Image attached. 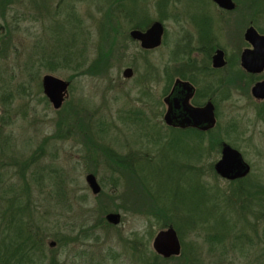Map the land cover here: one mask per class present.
<instances>
[{
    "label": "rangeland",
    "instance_id": "1",
    "mask_svg": "<svg viewBox=\"0 0 264 264\" xmlns=\"http://www.w3.org/2000/svg\"><path fill=\"white\" fill-rule=\"evenodd\" d=\"M159 1L119 0L110 6L106 0H15L7 5L4 20L12 33L9 49L0 57V179L4 186L13 185L16 189L22 168L26 166L23 173L30 185L32 210L47 228L45 234L57 232L59 240L56 243L54 236L44 239L42 253L45 258L54 256L57 264H142L145 256L155 255L151 249L152 237L168 224L162 226V221L140 212L150 203L140 184L157 203L165 209H175L189 221L206 217L207 204L225 212L234 208L232 213L236 219V183L225 181L214 172V164L220 157L215 145L220 137L239 149L250 164L249 182L264 186V109L260 106L263 113L259 114L258 104H253L249 93L250 86H245L247 89L242 95L236 93V108L232 89L225 88L223 98L218 95L220 136L215 132V138L208 137L207 152L198 153L200 145L191 134L167 133L158 137L152 128L153 124L163 128L154 118V109L161 103L168 85L165 72L169 74L173 66L183 63L186 21L182 14L165 15L168 17L163 19L165 35L161 46L154 51L142 52L136 43L115 33L122 31L128 7L133 11L134 20L141 15L138 7L142 6L148 21H153L159 17L155 7ZM168 2H178L188 11L195 3L191 0ZM45 3L52 8L47 14L41 11ZM178 5L173 13L180 11ZM70 11L76 17L71 27H76L73 37H69L82 53V59L77 60L84 62L77 71L81 73L95 58L96 44L103 33L108 57L103 73L74 76L60 108L54 110L42 94L40 79L47 74L67 81L76 73L73 67L77 61L67 62L68 67L53 69L44 64L52 42L49 38L57 32L54 25L63 22ZM225 19L219 27L216 22L212 27L219 37L217 45L233 58L234 50L241 51L247 45L242 37L247 26L253 24L264 33V0H236V10ZM127 67L133 74L124 79L121 72ZM229 67L225 73L230 71ZM155 69L157 83L153 77ZM4 94H10V99H5ZM135 117H140L142 122ZM102 147L115 156L137 153L135 156L142 161L134 170L131 168L133 175L128 174L125 179L123 171L120 174L113 168ZM39 148L41 154H36ZM34 155L38 158H30ZM31 172L34 177L30 176ZM90 172L101 188L102 195L97 197L91 195L84 181ZM108 181L114 184L113 188ZM60 190L66 195L57 201L55 193ZM141 194L139 208L136 199ZM115 212L120 215V223L112 227L106 224L104 216ZM168 217L166 222L174 223H180L182 218L174 211L168 212ZM198 225L192 229L185 226L183 233L179 231L180 226L171 225L178 237L181 255L162 264H182L179 263L182 256L189 264L246 262L247 259L237 254L236 245L231 246L232 236L217 250L208 240L212 234L209 227ZM62 237L64 246L59 245ZM176 258L182 260L176 261Z\"/></svg>",
    "mask_w": 264,
    "mask_h": 264
},
{
    "label": "trees",
    "instance_id": "2",
    "mask_svg": "<svg viewBox=\"0 0 264 264\" xmlns=\"http://www.w3.org/2000/svg\"><path fill=\"white\" fill-rule=\"evenodd\" d=\"M14 1L15 0H0V21L2 22H0V57L5 56L9 49V36L11 35L12 30L9 28V23H6L4 20V13L7 10V5ZM106 1L108 4L112 1V5L119 2V0ZM50 9L52 8L49 7L47 3L41 6V11L44 12V14H47ZM104 17L106 18L107 14L104 15ZM13 19L14 23H16V19ZM75 20V14L70 11L66 14L63 22H58V24L54 25V30L57 32L54 33L53 38H49L50 42H52L51 45H48L47 53L49 54L44 60V64L46 62L50 69L58 66H66L67 62H71L72 60L73 62L77 61L73 67V70L76 71V73L67 79L68 83H70V80L78 74L95 76L98 73H103L105 71L106 60L108 57L107 42L106 40H103V33L101 34V40L96 44L95 58L81 73L77 71L81 62L82 65H84V62L77 60L79 58L82 59V56H80L82 53L77 50L78 47H76L74 40L72 39V34H75V30L73 29L76 25L74 27L71 26L75 24ZM15 27L16 25L13 26V28ZM66 67H68V65ZM9 95L4 94V98L7 99L8 97L9 100ZM138 118L140 117H135L133 119L137 120ZM100 149L105 155L110 157V161H112L114 165L113 168L118 169L120 173L128 167L129 164L124 161L126 159L125 157L115 156L114 153L110 154L109 150L103 147ZM36 154H41L40 148ZM30 158L37 159L38 157L34 155V157L31 156ZM25 167L22 168L19 175L20 185L16 189L13 185L4 186L3 181L0 179V264H44L45 260L46 264H57L54 256L45 258L42 253L44 239H47L48 237L52 238L54 236L56 243L59 240L57 232L51 235L45 234L47 228L37 220L36 215L32 210L33 204L30 197V185L25 178ZM24 170L25 173H23ZM131 171L132 170H130V172ZM30 176L34 177V173L31 172ZM32 179L34 180V178ZM249 180L247 177H242L235 181L236 219H234L235 217L232 213L234 208L230 210L228 209V211L225 212L219 209L216 210L215 208L212 209L207 204L209 211L206 217H197L196 222L189 221L188 217L183 216L175 209H165L161 204L157 203V201L151 197L147 188L142 184H140L139 187L142 193L146 194L150 203H146L145 209L140 212H144L146 215L162 221V226H166V224H168V226L172 225L173 227L180 226L181 229H179V231L181 233H183L185 226L188 225L192 229L198 227V224L201 223V226L204 228L206 227V229L209 227L212 231V234L208 236V240L212 243L211 245L214 249H222V247L225 246V240L232 236L231 246L235 247L236 245L237 254L242 256L243 259H247L244 264H247L248 262V264H264V237H262L264 235V225L262 228L259 227L264 223V186L256 184L255 181L249 182ZM111 186L113 188L114 184L111 183ZM198 186L202 189L200 185ZM203 190L204 188L202 191ZM204 191L206 192V190ZM101 194L102 193L99 195ZM143 194L139 195L136 199L139 208L142 205L139 202ZM65 195L66 193L61 190L57 191L55 193V199L60 201L59 199H62ZM107 198H109V196ZM228 207H230L229 204ZM171 211L178 213L179 216L182 217L180 223L166 222L169 218L168 212ZM64 239V237L61 238L59 245H66ZM66 240L73 241L72 239ZM185 248L186 247L182 249V254H184L183 251ZM182 258L183 260L176 258V261L182 260L179 263L189 264L187 259L183 256ZM172 259L173 258L162 259L159 256L151 255V257L145 256L142 260V264H162L163 262Z\"/></svg>",
    "mask_w": 264,
    "mask_h": 264
},
{
    "label": "flooded vegetation",
    "instance_id": "3",
    "mask_svg": "<svg viewBox=\"0 0 264 264\" xmlns=\"http://www.w3.org/2000/svg\"><path fill=\"white\" fill-rule=\"evenodd\" d=\"M191 1L192 2L195 1V3L191 5L192 9L188 11L186 9L183 10L178 5V2H168V0H160L158 5H155L156 12L159 15V17H157L153 21L151 20L148 21L149 18L144 14V9H142V6L138 7V9L140 8L139 10H141V15L136 18L137 20H134L133 18L135 16L133 15V11L132 12L129 11L128 9L130 7H128V9H126L127 12H125V15H124L125 22H124V26L121 28L122 31L115 33V35L121 36L122 39L124 38V39L129 40L133 44L136 43L142 52L143 51L144 52L154 51L161 46L162 40L165 35L163 19H166L168 17H164V16L167 14L168 15L172 14L176 16L178 14L180 15L182 14L184 20L186 21V25L188 28L186 30V33L183 35V37H185L184 39L186 40V51H184L185 53L184 60L182 64L180 65L177 64L173 66L169 74L165 72L166 76L168 77L167 78L168 85L161 97V103L160 104L157 103L154 109V112H155L154 118L156 117V119L160 121L161 124L159 123L158 124L161 125V127L163 128H157V125L155 126L154 124L152 128L157 132L158 137L166 136L167 133L173 134V135H179V136H189L191 134V136L194 137L197 145L198 144L200 145V148L198 149V153H200L201 151L207 152V149H208L207 141H208L209 136L212 138H215L216 137V135H214L215 132L218 136H220L219 134L220 132L218 131L219 129V126H218V116H219V100L218 99L219 97L218 95L220 94V96L223 98V93L225 92V88L232 89L231 93L234 97V104L236 108V99H235L236 93H238V95L240 94L242 95V93H244L245 88L250 86L249 93L252 98L253 104L255 105L258 104L259 114H261L260 111L263 113V111L260 109V106L262 109H264V99L255 98L252 95V88L255 86L256 83L264 82V78L262 75L264 73V69L261 72L251 73L247 69L243 68L241 64V56H242L243 51L246 48L251 49V46L248 44V42L245 40L243 36H244L246 29L253 26V24L252 25L250 24L249 26H247L245 30L243 31L242 37L247 45L241 51L239 49L237 50V52L236 50H234L235 52L233 54V58H229V55L226 49L220 47V45H217L216 43V40L219 37L214 33V28L212 27L213 26L212 23L216 22L217 27H219V23L226 20L225 16L233 13L236 10V0H232V2L234 3V7L231 8V10H227V8L218 6L214 0H191ZM111 2H109L110 6H112ZM116 3H114L113 5H115ZM127 3L123 5L125 6ZM130 4L132 3H129V5ZM176 4L179 6L180 11L178 10L173 13V8L174 9L176 8L175 7ZM117 5L120 6L119 3ZM121 8H123V6ZM173 18L176 19L178 17H173ZM155 22L159 23L162 27L161 43L158 47L151 49V50H144L140 48L139 43L137 41H133L130 39L129 34L131 31L144 32ZM115 25L117 26V22H115ZM211 27L213 28V30ZM116 29L118 30L117 27ZM258 33L261 35L264 34V33L263 34L260 33L259 31ZM217 51H221L223 53L224 64L221 67H218L217 65L214 64L213 58L216 55ZM228 66H230L228 69L230 68L231 69L230 71L225 73V70ZM157 73H158L157 69H155L153 77H155L156 81L154 82L156 83L158 82ZM132 74H133V71L131 69L130 77L132 76ZM121 76H122V72H121ZM182 83H186L187 87H189L190 90L186 91L181 86ZM186 96H189V97L187 101L184 102ZM208 101H210V103L214 107V125L212 127L205 128L206 124H200L194 127L187 115L188 113L186 111L187 109L186 105L192 109H199V108L202 109ZM166 114H168V119H167L168 123L164 121V117ZM138 119L139 121H141V118H138ZM216 141L217 140L212 141V142H216ZM218 141L216 142L217 144L215 145V147L218 148V150H220V156H221V150L224 144H229L230 146L233 147V145L230 144L229 142L227 143L224 142V140H222L221 137H220V140ZM233 149L239 150L235 147H233ZM136 154L137 153H133L131 155H125V156L122 155V157L126 158L124 161L127 164H129L128 167L124 171L122 170L124 172L123 174H124L125 179L129 175H133V170H134L135 165L139 163L140 161H142L141 159L135 156ZM145 157L147 156L145 155ZM131 168H133V170ZM129 169L132 171L131 172L128 171ZM122 171L120 174H122ZM88 174L93 175V177L95 178L93 172H90ZM217 176H220V175H217ZM221 178L224 179L223 177ZM224 180L228 182L236 181L234 179L232 180L224 179ZM84 181H85V177H84ZM95 181L99 187V192L96 194H93L91 190L89 189V187L87 186V184L86 183L85 184L89 192L91 193V195L94 197H97L101 193V188L96 178H95ZM108 183L111 184L109 181ZM130 197H131V194L129 192V194L127 195V198L130 199ZM126 212H129V210L126 209ZM116 214L119 215V213H116ZM119 223H120V215H119ZM106 224L112 227H116L118 225V224L111 225L107 222ZM136 244H138V242Z\"/></svg>",
    "mask_w": 264,
    "mask_h": 264
},
{
    "label": "water",
    "instance_id": "4",
    "mask_svg": "<svg viewBox=\"0 0 264 264\" xmlns=\"http://www.w3.org/2000/svg\"><path fill=\"white\" fill-rule=\"evenodd\" d=\"M220 7L231 10L234 7L232 0H214ZM162 27L159 23H153L146 31H131L129 36L133 41L139 43L140 48L144 50H151L158 47L161 43ZM245 40L251 46V49L246 48L241 56L242 67L251 73L261 72L264 69V34L258 33L257 29L253 26L246 29L244 36ZM214 64L218 67L223 66V53L217 51L214 56ZM131 75V69L126 68L122 71V77L128 79ZM69 83L61 80L52 75H43L40 79V86L43 96L50 104L51 108L57 110L60 108L64 96L67 92ZM181 86L189 91L186 83ZM252 95L255 98L264 99V82H258L252 88ZM189 96L185 97L184 102L187 101ZM166 101V100H165ZM187 115L192 125L198 126L206 124V127L214 125V107L208 101L202 109H192L187 106ZM168 113V112H167ZM168 114L165 115L164 121L168 123ZM189 124V123H188ZM250 164H248L242 153L239 150L233 149L229 144H224L221 150V156L214 165V171L226 180H238L242 177L249 175ZM85 183L93 194L99 192V187L93 175L88 174L85 176ZM105 221L111 225L119 223V215L116 213H108L104 217ZM53 245V243L51 244ZM151 249L153 253L162 259H169L171 257H178L180 254V243L178 237L171 226L157 231L151 240Z\"/></svg>",
    "mask_w": 264,
    "mask_h": 264
}]
</instances>
